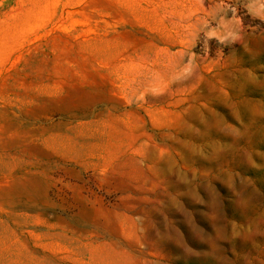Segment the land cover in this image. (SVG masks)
<instances>
[{
    "label": "rangeland",
    "instance_id": "374dc122",
    "mask_svg": "<svg viewBox=\"0 0 264 264\" xmlns=\"http://www.w3.org/2000/svg\"><path fill=\"white\" fill-rule=\"evenodd\" d=\"M0 264H264V0H0Z\"/></svg>",
    "mask_w": 264,
    "mask_h": 264
}]
</instances>
